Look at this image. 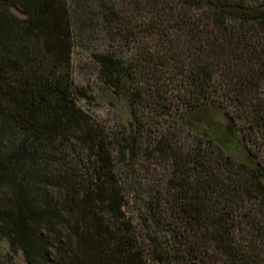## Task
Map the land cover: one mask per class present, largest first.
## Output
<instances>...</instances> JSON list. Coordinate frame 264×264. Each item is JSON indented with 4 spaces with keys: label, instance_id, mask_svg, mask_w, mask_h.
Instances as JSON below:
<instances>
[{
    "label": "trees",
    "instance_id": "trees-1",
    "mask_svg": "<svg viewBox=\"0 0 264 264\" xmlns=\"http://www.w3.org/2000/svg\"><path fill=\"white\" fill-rule=\"evenodd\" d=\"M84 1L124 127L76 104L71 5L0 0V264H264V0Z\"/></svg>",
    "mask_w": 264,
    "mask_h": 264
},
{
    "label": "rangeland",
    "instance_id": "rangeland-1",
    "mask_svg": "<svg viewBox=\"0 0 264 264\" xmlns=\"http://www.w3.org/2000/svg\"><path fill=\"white\" fill-rule=\"evenodd\" d=\"M65 1L71 5L70 11H73L71 76L74 84L85 94L83 98L76 99V104L109 127L127 126L130 116L126 100L121 96L112 95L110 88L101 85L97 76V65L91 56L93 51L102 49L107 44V34L100 26L92 30L88 27V15L91 13L88 3L84 0ZM210 116L216 122H221L217 113L212 112ZM237 147L238 144L235 151L239 153L240 148ZM13 256L14 263L25 264L19 251Z\"/></svg>",
    "mask_w": 264,
    "mask_h": 264
}]
</instances>
